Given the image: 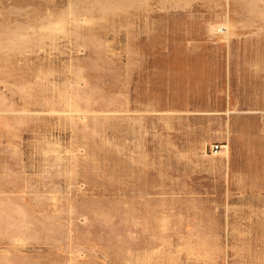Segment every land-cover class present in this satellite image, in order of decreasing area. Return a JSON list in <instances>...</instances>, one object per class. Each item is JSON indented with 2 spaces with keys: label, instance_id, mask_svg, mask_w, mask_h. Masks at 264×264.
<instances>
[{
  "label": "rangeland",
  "instance_id": "obj_1",
  "mask_svg": "<svg viewBox=\"0 0 264 264\" xmlns=\"http://www.w3.org/2000/svg\"><path fill=\"white\" fill-rule=\"evenodd\" d=\"M0 264H264V0H0Z\"/></svg>",
  "mask_w": 264,
  "mask_h": 264
}]
</instances>
